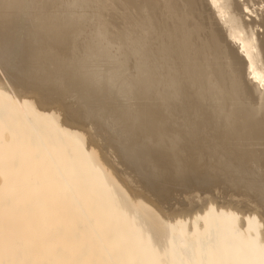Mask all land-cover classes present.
Listing matches in <instances>:
<instances>
[{
	"label": "bare ground",
	"instance_id": "obj_1",
	"mask_svg": "<svg viewBox=\"0 0 264 264\" xmlns=\"http://www.w3.org/2000/svg\"><path fill=\"white\" fill-rule=\"evenodd\" d=\"M11 2L0 264H261L262 0Z\"/></svg>",
	"mask_w": 264,
	"mask_h": 264
},
{
	"label": "snow or ice",
	"instance_id": "obj_2",
	"mask_svg": "<svg viewBox=\"0 0 264 264\" xmlns=\"http://www.w3.org/2000/svg\"><path fill=\"white\" fill-rule=\"evenodd\" d=\"M97 6L102 7L104 5H97ZM14 7H16V5L12 3L11 0H0V15L7 14ZM68 7L70 8L81 7L80 0H70ZM260 8H261V12L264 13V0H262L260 4ZM245 11H248V9H245ZM26 65H27V61L25 58V53L23 52L19 53L14 61H8L6 59L0 60V68H3L5 70V73L7 71L16 70L18 72L24 73L27 76H32L35 73V68L34 67L27 68ZM52 83H54L55 87L59 89H65V85L62 80H56ZM74 98L78 99V101L80 99L78 97H74ZM97 115H98V118L103 120L102 115L100 114H97ZM261 264H264V261H262Z\"/></svg>",
	"mask_w": 264,
	"mask_h": 264
},
{
	"label": "rangeland",
	"instance_id": "obj_3",
	"mask_svg": "<svg viewBox=\"0 0 264 264\" xmlns=\"http://www.w3.org/2000/svg\"><path fill=\"white\" fill-rule=\"evenodd\" d=\"M71 96H73V95H71ZM71 96H69V97H70V100L73 99V101H74L75 98H71ZM54 97H55V96H53V98H54ZM57 97L59 98L58 95H57ZM57 97L54 99V101L58 99ZM63 97H65V96L60 95V98L58 99L59 103L62 102V104H64L65 101L67 102V100H69V97H65L66 99L63 98ZM74 97H75V96H74ZM64 99H65V101H64ZM58 101H55V102H58ZM73 101H72V104L74 103ZM76 101H77V100H76ZM76 101H75V102H76ZM63 102H64V103H63ZM69 102L71 103V101H69ZM55 104H57V103H55ZM74 105L76 106V104H74ZM89 123H90V121H89ZM91 123H95V124H96L97 122H96V121L94 122V120H92ZM91 123H90V124H91ZM97 125H99V124L97 123ZM93 127H94V126H93ZM174 189H175V191L173 190V192H172V196L170 195V198H172L173 196H176L175 194H177V195H181V193H180L181 190L178 189L179 191H177V188H174ZM176 192H177V193H176ZM178 192H179V193H178ZM173 194H174V195H173ZM192 194H193V195H192ZM192 194H191L192 196L196 195V194H197V191H195V192L192 193ZM173 198H175V197H173Z\"/></svg>",
	"mask_w": 264,
	"mask_h": 264
}]
</instances>
